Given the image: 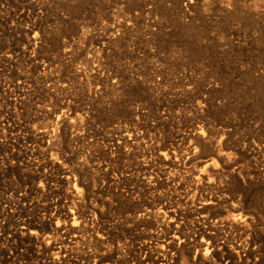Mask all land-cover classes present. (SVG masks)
<instances>
[{
	"label": "rangeland",
	"instance_id": "rangeland-1",
	"mask_svg": "<svg viewBox=\"0 0 264 264\" xmlns=\"http://www.w3.org/2000/svg\"><path fill=\"white\" fill-rule=\"evenodd\" d=\"M162 255L264 264V0H0V264Z\"/></svg>",
	"mask_w": 264,
	"mask_h": 264
},
{
	"label": "bare ground",
	"instance_id": "bare-ground-1",
	"mask_svg": "<svg viewBox=\"0 0 264 264\" xmlns=\"http://www.w3.org/2000/svg\"><path fill=\"white\" fill-rule=\"evenodd\" d=\"M34 43V42H33ZM61 116V115H60ZM132 136V135H131ZM139 136V135H138ZM54 137V136H53ZM69 175V174H68ZM72 178V177H71ZM76 186V185H75ZM180 186V185H179ZM37 194V193H36ZM219 197V196H218ZM208 200V199H207ZM222 200V199H221ZM191 203V202H190ZM210 203V202H209ZM208 203V204H209ZM212 204V203H211ZM165 207V206H164ZM186 208V207H185ZM179 209V208H178ZM57 211V210H56ZM173 212H175V211H173ZM174 214V213H173ZM157 215V214H156ZM176 216V215H175ZM173 217V216H172ZM177 218V217H176ZM60 219V218H59ZM66 219V220H65ZM65 219H64V224H63V229H66V227H67V224H69V226H70V228L69 229H66V231L67 232H72V233H76L77 232V230L78 229H76V226L74 225V224H70V221H72V222H75L76 220H75V217L74 216H70V215H67V216H65ZM173 220V219H172ZM68 226V227H69ZM176 227V226H175ZM93 231V230H92ZM173 231V230H172ZM79 232V231H78ZM77 232V234H79ZM76 236V235H75ZM77 238H79V237H77ZM193 239V238H192ZM172 240H174V241H177V245L178 244H180V242H183L184 240H183V238H181V237H179L178 235H174L173 237H172ZM66 244V243H65ZM201 245V244H200ZM232 245V244H231ZM179 246V245H178ZM199 247H201V246H197L196 248H192V250H194V256H196L197 254H200L201 252H202V250H200L199 249ZM210 247V246H209ZM207 249H208V247H207ZM58 250V249H57ZM204 251L203 252H207V250L206 249H203ZM174 251V250H173ZM63 252V251H62ZM187 253H189V252H187ZM191 253H193V252H191ZM66 254V253H65ZM102 254V253H101ZM173 255V254H172ZM197 258V257H196ZM234 258V257H233ZM196 260V259H195ZM143 261V260H142ZM203 261V260H202ZM177 261H176V259H174V258H168V256H166V255H162V256H160L159 258H157L156 260H155V262H153V264H177L176 263Z\"/></svg>",
	"mask_w": 264,
	"mask_h": 264
}]
</instances>
